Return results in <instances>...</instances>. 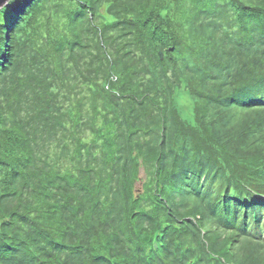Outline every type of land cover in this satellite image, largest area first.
<instances>
[{
    "label": "trees",
    "instance_id": "16d2710c",
    "mask_svg": "<svg viewBox=\"0 0 264 264\" xmlns=\"http://www.w3.org/2000/svg\"><path fill=\"white\" fill-rule=\"evenodd\" d=\"M0 264H264V0L6 2Z\"/></svg>",
    "mask_w": 264,
    "mask_h": 264
},
{
    "label": "rangeland",
    "instance_id": "374dc122",
    "mask_svg": "<svg viewBox=\"0 0 264 264\" xmlns=\"http://www.w3.org/2000/svg\"><path fill=\"white\" fill-rule=\"evenodd\" d=\"M9 1V0H8ZM7 1V2H8ZM3 6V5H2ZM1 6V7H2ZM0 7V8H1ZM178 102H179V105H181L182 107H184L185 109H187V108H191V104H190V102H189V96H188V94H187V92H183V94L180 96V97H178ZM187 113H189L188 111H187Z\"/></svg>",
    "mask_w": 264,
    "mask_h": 264
},
{
    "label": "water",
    "instance_id": "95a60500",
    "mask_svg": "<svg viewBox=\"0 0 264 264\" xmlns=\"http://www.w3.org/2000/svg\"><path fill=\"white\" fill-rule=\"evenodd\" d=\"M7 1H8V0H0V7H1L2 5H4ZM160 55H161V58L163 59V58H164V55H163L162 53H161Z\"/></svg>",
    "mask_w": 264,
    "mask_h": 264
}]
</instances>
